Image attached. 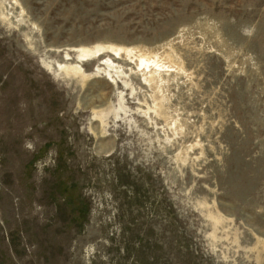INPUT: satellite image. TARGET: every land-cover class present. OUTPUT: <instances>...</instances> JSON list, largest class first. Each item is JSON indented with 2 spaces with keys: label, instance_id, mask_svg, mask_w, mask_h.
I'll list each match as a JSON object with an SVG mask.
<instances>
[{
  "label": "rangeland",
  "instance_id": "374dc122",
  "mask_svg": "<svg viewBox=\"0 0 264 264\" xmlns=\"http://www.w3.org/2000/svg\"><path fill=\"white\" fill-rule=\"evenodd\" d=\"M0 264H264V0H0Z\"/></svg>",
  "mask_w": 264,
  "mask_h": 264
},
{
  "label": "bare ground",
  "instance_id": "6f19581e",
  "mask_svg": "<svg viewBox=\"0 0 264 264\" xmlns=\"http://www.w3.org/2000/svg\"><path fill=\"white\" fill-rule=\"evenodd\" d=\"M91 52V51H90ZM113 52V51H112ZM117 53V52H116ZM131 57V56H130ZM138 59V58H137ZM144 61V60H143ZM75 70V69H74Z\"/></svg>",
  "mask_w": 264,
  "mask_h": 264
}]
</instances>
